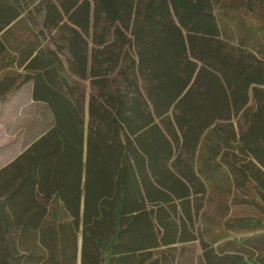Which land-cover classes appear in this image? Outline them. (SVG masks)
Instances as JSON below:
<instances>
[{
    "label": "trees",
    "instance_id": "obj_1",
    "mask_svg": "<svg viewBox=\"0 0 264 264\" xmlns=\"http://www.w3.org/2000/svg\"><path fill=\"white\" fill-rule=\"evenodd\" d=\"M34 12L64 45L3 61L53 123L0 168V264L37 246L71 264L79 236L81 264H175L209 187L259 216L225 220L215 235L255 233L202 241L204 264H264V119L243 142L231 123L264 103V60L221 38L213 1L0 0V53Z\"/></svg>",
    "mask_w": 264,
    "mask_h": 264
},
{
    "label": "rangeland",
    "instance_id": "obj_2",
    "mask_svg": "<svg viewBox=\"0 0 264 264\" xmlns=\"http://www.w3.org/2000/svg\"><path fill=\"white\" fill-rule=\"evenodd\" d=\"M212 1L215 11L218 12L221 38L233 49L245 44V49L254 52L264 60V0ZM38 2L36 1V4ZM37 13H33L32 23L30 21V23L19 25L13 29L6 42L8 49L0 53V87L7 85L9 88V92L3 93L0 98V168L16 157L53 123L52 113L48 106L33 99L32 82L25 83L20 88L15 86V83L23 79L25 69L18 62L3 66V61L9 58L11 53L18 52L31 43H39L48 49H57L59 44L64 45L59 39V32L43 28V15ZM0 36L2 35L0 34ZM89 45L91 48L94 45L91 37H89ZM60 56L68 69V52L63 50ZM66 76L72 84L81 85L89 97L91 93L89 81L80 80L68 72ZM116 81L118 84L122 82L120 78H117ZM263 119L264 103L252 91L246 112L231 120L238 135L237 141L243 142L257 138L253 123L257 125ZM245 131L246 135L240 136ZM208 189L206 195L200 199L201 205L194 216L192 231L196 239L177 245L178 249L184 246V250L182 253L177 252L175 264H204L202 241H217L215 243L217 245L226 239L255 233L246 231L226 233L222 236L215 235L217 230L223 227L225 220L235 217L259 216V212L252 205L232 203L233 193L228 195L217 191L218 189L214 190L215 192L210 187ZM78 247V257L75 261L72 259L74 255L72 250H67L64 253V259L67 255L72 254L71 264H81V236L78 237ZM10 257L12 261L19 264H61L60 260L49 258V250L38 246L28 255L23 249L10 251Z\"/></svg>",
    "mask_w": 264,
    "mask_h": 264
},
{
    "label": "crops",
    "instance_id": "obj_3",
    "mask_svg": "<svg viewBox=\"0 0 264 264\" xmlns=\"http://www.w3.org/2000/svg\"><path fill=\"white\" fill-rule=\"evenodd\" d=\"M15 22H16V21H14L13 23H15ZM13 23H12V24H13ZM38 137H39V136H38ZM32 142H33V141H31L29 144H31ZM29 144H28V145H29ZM28 145H27V146H28ZM27 146H26V147H27ZM26 147H25V148H26ZM25 148H24V149H25ZM24 149H23V150H24ZM23 150H22V151H23ZM22 151H21V152H22ZM21 152H20V153H21ZM20 153H19V154H20ZM19 154H18V155H19ZM14 158H15V157H14ZM14 158H13V159H14ZM13 159H11L10 161H12ZM10 161H8L7 163H5L3 166H5L6 164H8ZM3 166H2V167H3Z\"/></svg>",
    "mask_w": 264,
    "mask_h": 264
}]
</instances>
